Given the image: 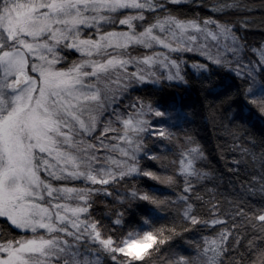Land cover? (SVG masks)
Wrapping results in <instances>:
<instances>
[{"label":"snow or ice","instance_id":"1","mask_svg":"<svg viewBox=\"0 0 264 264\" xmlns=\"http://www.w3.org/2000/svg\"><path fill=\"white\" fill-rule=\"evenodd\" d=\"M183 3L0 0V218L11 226L0 235V264H248L253 253L251 264H264V178L257 189L253 176L233 200L217 199L215 188L205 199L197 190L210 179L205 152L172 131L186 119L182 109L130 99L148 85H186L184 55L193 53L209 63L192 69L210 78V65L226 68L240 81L235 98L264 116V46L245 63L233 25L169 7ZM233 99L229 92L222 102ZM243 163L234 159L229 171ZM143 177L175 198L146 190ZM98 202L107 211L98 214ZM195 231L201 239L185 241L193 248L185 254L176 242Z\"/></svg>","mask_w":264,"mask_h":264},{"label":"trees","instance_id":"2","mask_svg":"<svg viewBox=\"0 0 264 264\" xmlns=\"http://www.w3.org/2000/svg\"><path fill=\"white\" fill-rule=\"evenodd\" d=\"M236 3L237 8L229 9L224 14H217L210 11L215 3ZM202 7H196L191 0H184L182 6H171L173 11L180 15L191 16L199 13L200 17L206 18L212 16L220 22L227 21L234 26L236 35L241 39V43L245 45L243 58L244 62L256 60L258 57L252 53V48H260L264 46V0H204ZM245 5L251 7L253 11L249 12L245 9ZM254 20L256 23L242 28L240 21L243 19ZM72 58H75L72 57ZM184 59L188 61L185 65V74L188 83L173 84L172 86L148 85L131 93L130 98L138 96L144 97L145 101L160 99L162 102H174L186 115V119L180 121L179 127L175 128V133L180 140H183L185 134L191 135L203 148L206 161L201 165L202 170L210 173V179L200 181L197 190L208 198L207 189L215 188L217 199L226 201L233 200L237 195H245L241 190V185L249 186L252 177L255 176L254 185L258 189L262 178H264V116L256 109L244 106V102L235 98V88L240 81L234 75L229 73L226 68H218L210 65L211 77L208 73H197L190 67L191 63L199 62L208 64L209 62L198 54L186 53ZM232 67H235L233 65ZM257 79H261L258 77ZM209 85L216 86V91H211ZM233 94V101L222 102L227 94ZM172 147V145H169ZM247 148L249 152L254 154L256 159L253 160L252 155L242 156L241 149ZM157 152L162 150L157 149ZM169 160L172 158L171 153ZM234 159H242L244 163L241 165L239 172L234 174L229 171L233 167ZM144 167L161 174H172L171 170L167 173L160 167L159 163L144 160ZM194 183H196L194 181ZM182 184V181H181ZM141 186L146 190L156 191L158 195L163 197L175 198L176 192L152 181L147 177L141 179ZM251 203H258L260 196H248ZM227 202L224 207H228ZM151 207V206H149ZM107 211L104 204L97 203V213ZM170 219V217H169ZM165 221H161L164 223ZM11 230V226L5 220L0 219V235L7 234ZM127 231V230H126ZM18 230H12V235H18ZM201 239V233L195 231L185 234L184 240H178L177 245H183L185 254H192L193 248H189L185 241H197ZM244 249H241L243 251ZM256 254L253 253L248 260L251 264L252 260H256ZM227 264V259H225Z\"/></svg>","mask_w":264,"mask_h":264},{"label":"rangeland","instance_id":"3","mask_svg":"<svg viewBox=\"0 0 264 264\" xmlns=\"http://www.w3.org/2000/svg\"><path fill=\"white\" fill-rule=\"evenodd\" d=\"M117 27L119 28V25H118V22H117ZM133 54H136V53H133ZM198 56H200V55H198ZM204 58V57H203ZM230 58V57H229ZM130 99H134V98H130ZM179 122H178V127H179ZM175 128H177V127H175ZM175 128H173L172 129V131L174 132L175 131ZM157 149H159V150H162L161 148H158V147H154V151H156ZM146 160V159H145ZM0 219H3V218H0ZM4 220V219H3Z\"/></svg>","mask_w":264,"mask_h":264}]
</instances>
